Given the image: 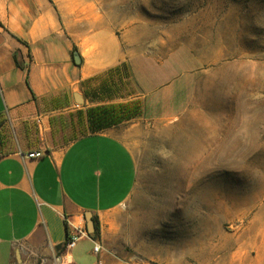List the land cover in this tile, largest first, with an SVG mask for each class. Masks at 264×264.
<instances>
[{
    "label": "rangeland",
    "instance_id": "374dc122",
    "mask_svg": "<svg viewBox=\"0 0 264 264\" xmlns=\"http://www.w3.org/2000/svg\"><path fill=\"white\" fill-rule=\"evenodd\" d=\"M53 2L127 58L193 74L179 115L121 125L138 176L99 219L104 251L121 264H264V0Z\"/></svg>",
    "mask_w": 264,
    "mask_h": 264
},
{
    "label": "crops",
    "instance_id": "0c3cea01",
    "mask_svg": "<svg viewBox=\"0 0 264 264\" xmlns=\"http://www.w3.org/2000/svg\"><path fill=\"white\" fill-rule=\"evenodd\" d=\"M76 26L53 0H0V264H121L88 232L87 213L101 219L133 192L137 162L121 133L130 119L67 138L80 113L88 127L91 107L138 100L136 117L156 120L189 100V62L132 60L85 16ZM77 229L87 235L67 247Z\"/></svg>",
    "mask_w": 264,
    "mask_h": 264
},
{
    "label": "trees",
    "instance_id": "16d2710c",
    "mask_svg": "<svg viewBox=\"0 0 264 264\" xmlns=\"http://www.w3.org/2000/svg\"><path fill=\"white\" fill-rule=\"evenodd\" d=\"M73 57V54H72ZM74 61V59H73ZM88 127L85 126L82 113L75 120L77 131L70 134L67 139H73L90 131H98L112 125L121 123L141 114V104L138 100L127 103H110L106 105L91 107L86 110ZM67 136V135H66ZM63 138H61L62 140ZM95 230L91 233L93 237L100 236L98 217H94ZM66 243V242H65ZM65 243L60 247H64Z\"/></svg>",
    "mask_w": 264,
    "mask_h": 264
},
{
    "label": "built area",
    "instance_id": "2783aa9c",
    "mask_svg": "<svg viewBox=\"0 0 264 264\" xmlns=\"http://www.w3.org/2000/svg\"><path fill=\"white\" fill-rule=\"evenodd\" d=\"M43 154H44L43 150H37L34 152H30L28 154V157H40ZM85 235H87L86 230L77 229L76 232H74L73 235H71V237L67 240V242H66L67 247H73L76 244V242ZM100 249H101V244L96 243L94 246V251L98 252V251H100Z\"/></svg>",
    "mask_w": 264,
    "mask_h": 264
},
{
    "label": "water",
    "instance_id": "95a60500",
    "mask_svg": "<svg viewBox=\"0 0 264 264\" xmlns=\"http://www.w3.org/2000/svg\"><path fill=\"white\" fill-rule=\"evenodd\" d=\"M73 59H74V62L76 64H80L81 63V56L79 54L78 51H74L73 52ZM75 96V100L78 102V103H81L83 102L82 98L80 97V94L79 93H75L74 94ZM87 230L89 233H92L94 232L95 230V221H94V218L92 217V214L90 212L87 213Z\"/></svg>",
    "mask_w": 264,
    "mask_h": 264
}]
</instances>
